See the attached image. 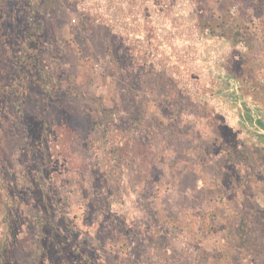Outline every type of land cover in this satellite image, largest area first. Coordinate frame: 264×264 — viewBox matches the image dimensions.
<instances>
[{
  "label": "rangeland",
  "instance_id": "rangeland-1",
  "mask_svg": "<svg viewBox=\"0 0 264 264\" xmlns=\"http://www.w3.org/2000/svg\"><path fill=\"white\" fill-rule=\"evenodd\" d=\"M0 264H264V0H0Z\"/></svg>",
  "mask_w": 264,
  "mask_h": 264
}]
</instances>
